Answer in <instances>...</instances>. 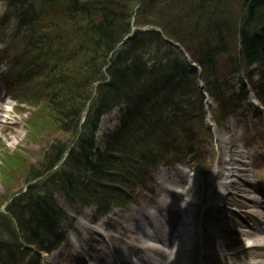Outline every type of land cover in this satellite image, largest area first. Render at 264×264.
<instances>
[{
	"label": "trees",
	"instance_id": "obj_1",
	"mask_svg": "<svg viewBox=\"0 0 264 264\" xmlns=\"http://www.w3.org/2000/svg\"><path fill=\"white\" fill-rule=\"evenodd\" d=\"M142 1L138 22L162 27L202 65V75L207 79L211 74L222 75V66L215 71V59L229 52L232 39L240 44L247 68L264 62V0H243L238 15L232 13L233 0ZM139 2L23 0L19 19L25 28L14 34L16 39L23 35L24 40H30L32 48L23 46V42L18 47L32 55L37 54V46L42 53L46 51L35 65L24 68L21 63L15 69L22 78L28 76L26 90L33 106L40 110L35 116L51 120L55 129L76 131L80 115L95 93L77 150L69 155L62 176L48 183L56 191L70 184L83 200L95 201L92 198L109 191V184L123 182L121 176L128 175L120 167V156L127 147V165L136 158L149 166L168 163L178 154L180 132L194 137L184 127L196 131L203 123L197 77L188 70L179 49L165 42L159 32H136L114 53L111 66L104 71L110 54L130 32L133 9ZM176 11L188 15V23L180 19L169 24L163 13L171 15ZM5 20L0 24V33L6 28ZM229 61L233 72H237L238 60ZM209 80L208 91L220 86L214 77ZM96 82L101 83L96 86ZM121 106L126 107L125 115L134 120L128 131V124H124L126 136L118 135L117 145L110 139L111 145L98 148L94 131L100 115ZM43 124L42 128L46 127ZM143 147L144 153H140ZM133 178L131 175L128 180ZM86 180L89 192L81 183ZM43 199H29L27 207L32 209ZM25 234L26 240L36 241L30 231Z\"/></svg>",
	"mask_w": 264,
	"mask_h": 264
},
{
	"label": "rangeland",
	"instance_id": "obj_2",
	"mask_svg": "<svg viewBox=\"0 0 264 264\" xmlns=\"http://www.w3.org/2000/svg\"><path fill=\"white\" fill-rule=\"evenodd\" d=\"M242 1L243 0H233V15L239 14V8ZM0 5H2L1 1ZM231 41L232 42L229 41V52L222 53L220 55L218 54V61L220 62V65L222 67L229 66V60L236 57L239 51L240 46H238L237 40L232 39ZM5 65L7 66V64L5 63L1 64L0 67H4ZM0 83V91L3 92L5 86L1 78ZM8 96H13L9 89H7L6 92V97ZM12 104L14 105L13 102ZM4 106L6 109V105ZM14 107L8 112L0 113V209L4 212H8L10 210V206H8L7 204L10 202L9 197L14 194V191H16L15 193L21 191V193H24L26 192V190H29V188H27V185L25 184V179L33 175L34 168L37 166V164H39L40 160L46 159L48 153L53 149L52 146L57 144L59 141H65V144H67V140L73 139L72 135L70 136L71 133L62 131L55 132V128L52 127L51 120L44 117L40 118L39 116H35V113H37L38 115L40 113L39 107L21 109L16 106V104L14 105ZM246 108L248 109V107ZM256 113H258L257 109L250 111V113L248 111V114L245 116L239 115L238 118L234 117L231 123L232 127L234 128L232 130H220L217 127H213L214 139H212L211 142H209L207 145L203 143V145L205 146L201 148L200 152V155H202V157L205 159L206 164H213V166L211 167V172L215 171L214 165H218L217 163L219 161V158H224L226 156V151H231L233 145L237 143L238 146L241 147V149L243 148V150L245 149V151H247L245 152V154L248 153V156L250 157L248 159L249 161H254L253 164L256 170L257 164H260L264 167V119L262 118V120H259V118L256 117ZM3 115L6 117L8 123H5L6 119L3 117ZM35 119L38 125H41L44 122L49 131L43 128L39 137L30 138L28 136L29 134L27 131V123L35 124ZM117 119V113L106 116L102 125L103 131L108 132L114 126L118 125ZM111 123L113 126L112 128H110ZM20 151L27 153V157L25 159L19 158V155H21L22 157L24 156ZM175 168L176 167H172V169ZM167 170L169 171V175L166 176V179L163 182L174 180L176 176H178V174L176 173H171L170 168ZM161 172V170L155 172L156 174L154 182L152 183V191L149 194H143V196L137 203L139 205H132L133 207L130 206L128 210L129 212L134 209L137 212V217H140V210L144 211L145 213L151 212V204L155 201L158 203V196L159 193H161L160 187L162 186V184L159 181L160 177L162 176ZM172 174L175 175L173 176ZM196 174L198 176H196L195 187L198 188V191L195 190V194L197 200L201 202L202 199L207 197L206 195L208 193L209 187L206 181L207 176L204 179L201 176L202 173L196 171ZM20 187L23 188L20 189ZM5 197L8 199L4 200L3 198ZM205 203L206 200H203L202 206ZM62 206L64 208L66 207V210H70L67 205L62 204ZM137 208H139L140 210H137ZM92 210L93 212H95V208H93ZM92 210L81 209L80 211L82 212L80 214L70 215V217L72 218V221L75 225L80 226L82 220L91 218L93 224L97 226L99 225L101 218L94 216L92 214ZM89 212L90 214H86ZM93 216L95 217V219H93ZM114 221L115 219H112V226L116 228L115 230L119 233V236L116 235V237H114L115 239L112 238L114 239L111 240L112 242H108L103 238V236L96 235L100 238V243L94 245H98L97 248L100 249V252L95 254V256L100 255L105 259L106 253H109V251H111L108 243L111 244L114 248L119 249L125 239L130 237L131 233L129 232V230L122 225H114ZM88 228L89 227H85L86 230ZM79 233L82 234L81 231H79ZM229 241L230 244L227 248H229V250H231L232 252L237 251L241 247L237 245H234L232 247V241ZM224 250H226L225 245ZM49 259L50 261H52L54 258L52 259V257H50ZM236 259L238 261L239 258Z\"/></svg>",
	"mask_w": 264,
	"mask_h": 264
},
{
	"label": "bare ground",
	"instance_id": "obj_3",
	"mask_svg": "<svg viewBox=\"0 0 264 264\" xmlns=\"http://www.w3.org/2000/svg\"><path fill=\"white\" fill-rule=\"evenodd\" d=\"M234 153H235V156L230 160V163L228 161H223V164H229V165L231 164L233 166L237 165L238 161H240V160H238L239 156L236 155L237 151H235ZM223 175H225V174L223 173ZM165 177H166V174H164V179H165ZM161 190H164V191H162L163 196L161 198L159 205H157L158 208L153 207V209H152L153 211L156 209L157 215L154 216V218H151V216L147 215L148 219H153V221L149 223V226H151L152 228L155 227L156 225H162L161 221H165V220L160 219V218H162L167 213V211L163 210V207L169 208L170 203H171V200L167 199V198L170 194H172V192H171V191H173L172 188L165 185ZM248 198H249V201H247L249 203L248 208H251L254 206V204H256L255 203L256 198L252 192L248 193ZM176 200H177L176 204L178 206V210L181 212L179 224L184 227L183 228L184 232L179 233L178 231L174 230V232L176 234H178V236L176 237V239L175 238L169 239L167 245L165 244V246L168 247V249L167 250L165 249L162 251V248H161L162 241H161V239L159 240L160 237H158V235H155V234L147 233L146 231H144L142 229L140 224L137 223V224L131 226V228H130L131 236H130L129 243L127 242L119 248L118 256H120V255L122 256V259H121L122 262H125L127 260V258L130 256L133 257V250L131 247L132 243H139L141 245V247L144 249H147L148 252L149 251L153 252L154 256L162 255V253H164V255L166 254V258L168 259L167 264H175V263H177V264H198L201 261L200 259L202 256H209L211 254V252H206V253L203 252L200 240L197 238L193 244V249H186V246L182 243V236L183 235H185V237L187 239H189L191 237V227L193 226V223L191 221H189L188 219L183 218L184 212L186 210L184 209V206L181 205V202H180L181 200L180 199H176ZM195 205H198V203H196ZM116 213L117 214H115V215H119L121 213V211L118 210ZM262 213H260V215H262ZM131 216L132 215H129V216L126 215L123 218L124 222H126L128 219H130ZM140 218H142V216ZM194 224L196 227V232H197L196 235H197L199 233L198 232V223L195 222ZM82 225H85V222L82 221ZM134 228H137V229L139 228V231H135ZM147 234H148V236L150 235V240H148V242L144 239V237L147 236ZM260 240L264 241V237L260 238ZM79 246H81V248L85 247L83 244H79ZM257 247H260V245ZM248 249H249V247H248ZM245 250H246V248H244L242 250L243 252H241L240 254L245 253L244 252ZM86 255H87L86 256L87 258L90 257V254L88 251H86ZM184 256L186 259L183 262H181L183 260V259L181 260V258ZM78 258H79V254H76V252H73L71 254V259H78ZM151 259H153V258H151ZM97 264H103V263L101 261H99ZM106 264H109V263H106ZM112 264H115V263H112ZM260 264H264V262H262Z\"/></svg>",
	"mask_w": 264,
	"mask_h": 264
}]
</instances>
